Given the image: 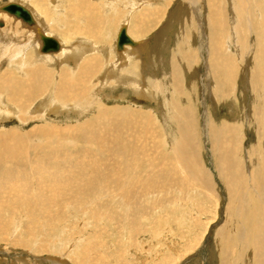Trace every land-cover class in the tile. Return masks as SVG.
<instances>
[{"label": "rangeland", "instance_id": "374dc122", "mask_svg": "<svg viewBox=\"0 0 264 264\" xmlns=\"http://www.w3.org/2000/svg\"><path fill=\"white\" fill-rule=\"evenodd\" d=\"M8 1L0 0V4ZM61 1L28 0L46 11L49 35L65 43L74 44L75 36L87 35L88 30L97 33L93 37L89 32L92 36L80 37V41L94 45L95 52L89 54L103 62L88 75L89 80L78 83L76 112H67L66 104L63 107L58 102V113H47L35 106L54 96L50 90L58 82L57 75L62 74L58 77L76 87L75 76L82 73L80 66L90 55L80 54L75 67L71 63L53 64L50 59L36 61L32 48L24 46L14 48L9 58L1 60L9 51L0 47V71L7 74L5 83L9 82L0 87L6 88L0 92V229L9 222L7 233L16 231L20 244H30L28 237L36 238L32 247L47 249L37 254L32 247L5 248L0 243V264H47L41 259L50 250L67 264H264V118L259 121L261 115H255L257 110L264 113V103L251 84V75L257 72L255 24L264 42V0H231V7L226 0L214 1L212 15L211 0H197L196 8L189 0H87L94 8L89 14H96L100 21L94 27L89 24L82 34L84 10L75 16L81 19L74 21L69 7L77 2ZM130 11L125 21L123 17ZM222 14L226 19L222 43L226 53L222 56L235 57L239 64H230L238 77L231 90L226 87L229 93L224 92L221 66H212L214 58L216 63L220 57L211 41L223 36L218 23ZM124 22H128L129 34L149 42L144 56H127L123 70L112 59L115 37ZM236 32V40L246 37L247 55L242 47L236 51ZM21 50L27 51L25 62L26 52L21 59ZM260 50L264 55V43ZM209 55L207 72L204 60ZM104 59L114 68L106 66ZM261 61L264 66V59ZM108 67L113 68V76L104 80ZM38 68L41 75L31 78V88L43 83L50 89L34 95L24 107L28 102L24 91H9L8 87L16 83V89H29L27 77ZM81 73L78 75L84 76ZM262 79L258 87L264 92V76ZM7 108L11 115L5 116ZM216 128L221 129V135L215 136L218 141L211 131ZM215 145L221 148L220 158ZM26 229L34 234L26 236ZM2 230L3 242L7 229Z\"/></svg>", "mask_w": 264, "mask_h": 264}, {"label": "bare ground", "instance_id": "6f19581e", "mask_svg": "<svg viewBox=\"0 0 264 264\" xmlns=\"http://www.w3.org/2000/svg\"><path fill=\"white\" fill-rule=\"evenodd\" d=\"M45 2L47 1V0H44ZM59 1V0H58ZM66 0H64V2H65ZM70 1V0H69ZM77 2V4L76 3H74L75 5H73L72 4V6H70L69 7V12L72 14V18H73V20L75 21L76 19H74V18H78L79 20L81 19V17H80V15H78L79 17H75V16H77V14L80 12V11H82V13H83V10H84V13L81 15V16H83V15H86L85 17H86V19L83 17L82 18V21H84L83 19H85L86 20V26L84 25L83 27H82V29L80 30V32H81V34L82 33H84L86 30H88L89 29V27L88 28H86L87 26H89V24H91L93 27L97 24V21H98V18H97V16H96V14L94 15L93 13L92 14H89L91 11H92V9H94V8H92V4H89L88 2H87V0H74V2ZM88 1H90V0H88ZM141 1H143V0H141ZM191 3H193L194 5H195V3L197 2V0H189ZM214 1H218V0H211L210 1V5H209V7H210V9H211V12H210V14L212 15V13L214 12L213 10H215V8H213L212 9V4L214 3ZM230 5H229V7H231V5H232V3H231V0H226ZM30 2V1H29ZM28 2V0H9L7 3H1L0 4V47L2 46V48H4L3 46H5V48H7V51H5V52H8L7 54H8V56H4V57H1V60L2 59H4V58H9V56L10 55H12V51H13V49L15 48L16 49V47L20 50V49H22V47L24 46L25 48L26 47H31L32 48V50L34 51V55L36 56V58L34 57V60H36V61H50L51 60V62L53 63V62H55V64H58V63H60V62H62V63H66V64H68V63H71L72 65H74L75 67L78 65V63H79V60H80V57L82 56V55H80V54H82V53H86V54H89V53H91V51L93 52H95V46L94 45H92L90 42H87L86 41V43L84 44V43H82V41H80V37H77V36H75V38H74V41H77V42H75L74 44H73V42H71V43H65V41L63 40V39H61L60 37H55V36H53V35H49V30L51 29V27H48L49 25L47 24V16H46V11L44 10V9H42L41 7H39V8H36L37 6H38V4L37 3H35V1H33L32 3H34V5L36 6H33V5H31V3H29ZM50 2V1H49ZM56 2V1H55ZM61 2H63V1H61ZM63 2V3H64ZM71 2H73V1H71ZM91 2V1H90ZM147 2V1H146ZM146 2H145V4H146ZM188 2V1H187ZM248 2H249V0H248ZM248 2H247V4H248ZM47 3V2H46ZM140 3V2H139ZM138 3V4H139ZM189 3V2H188ZM188 3H187V5H188ZM255 3H256V1H255ZM9 4H14V5H17V6H21V7H23L24 9H26L28 12H29V14L31 15V17H32V20H33V24H27V23H25V22H23L20 18H18V17H16L15 15H13V14H10V13H8L7 11H5L4 10V7H6L7 5H9ZM61 3H59L58 5H60ZM66 4V3H65ZM69 5H71L70 4V2H69ZM91 5V6H90ZM95 5H97V4H95ZM108 5V4H107ZM140 5V4H139ZM191 5V4H190ZM193 5V6H194ZM217 5H219V4H217ZM61 6V5H60ZM67 5H65V7H66ZM249 6H251V4L249 5ZM55 7V6H54ZM68 7V6H67ZM98 7V6H97ZM128 7V6H127ZM126 7V8H127ZM234 7V6H233ZM244 7V6H243ZM247 7V6H246ZM258 7H259V5H258ZM59 7L57 6V9H58ZM195 8H196V5H195ZM235 8H236V11L238 10V8L235 6ZM255 8V7H254ZM53 9V8H52ZM56 9V8H55ZM97 9H99V8H97ZM245 9V8H244ZM251 9H253V7L251 8ZM258 9V8H257ZM63 10H64V8L62 9V12H63ZM133 10L134 9H132L131 11L133 12ZM184 10V9H183ZM259 10V9H258ZM51 11V10H50ZM54 11V10H53ZM97 11V10H96ZM99 11V10H98ZM131 11L128 13V15L125 13V15H127V16H125L124 15V17H123V19L125 18V21H126V19H128L129 18V15L131 14ZM232 11V10H231ZM58 12V11H57ZM235 12V11H234ZM52 13V12H51ZM59 13V12H58ZM57 13V14H58ZM108 13V12H107ZM115 13V12H114ZM182 13V12H181ZM60 14V13H59ZM58 14V15H59ZM65 14V13H64ZM66 14L67 15H69L67 12H66ZM99 14V13H98ZM234 14V13H233ZM51 15V14H50ZM56 15V14H55ZM66 15V16H67ZM105 15V14H104ZM210 15V16H211ZM225 16V15H224ZM53 17V16H52ZM65 17V16H64ZM68 17V16H67ZM69 17H71V16H69ZM103 16H101L100 17V19L102 18ZM105 17V16H104ZM103 17V18H104ZM110 17H112V16H110ZM109 17V18H110ZM55 18V17H54ZM113 18V17H112ZM148 18V17H147ZM211 18V22H212V24H215V22L212 20V17H210ZM249 18V17H248ZM60 19V18H59ZM106 19V18H105ZM107 19H108V17H107ZM131 19H133V18H131ZM55 20V19H54ZM61 20V19H60ZM114 20V19H113ZM151 20V19H150ZM149 20V21H150ZM67 21V23H69V21L68 20H66ZM73 21V22H74ZM100 21V20H99ZM98 21V22H99ZM105 21V20H104ZM123 21V20H122ZM152 21H153V19H152ZM225 21H226V19H224V17H223V14H222V17H221V15H220V18H219V21H218V23H219V26L221 27V34H223V36L220 38L219 37V39L217 40V42H216V40H213L212 39V49L215 51L216 50V52H217V56L219 57V58H217V60H216V63H215V58H214V60H213V63H214V65H212V66H221V69H222V78H223V86H224V92H226V93H229L226 89V87H228L229 89H230V87L234 84V82H236V80H237V77H238V71H235L237 74H235L234 75V71L231 69L234 65H232V67H230L231 65V62L233 61L234 62V64H237L238 63V61L237 62H235L236 61V59H235V57H234V59L232 58H227L228 57V55L226 54V57H225V55L224 56H222V54H224V52L226 53V50H224V49H222L223 47H222V43H223V37H224V34H225V29L226 28H224L225 27ZM51 22H52V20H51ZM71 22V21H70ZM77 22V21H76ZM76 22H75V26H76ZM108 22V21H107ZM238 22V21H237ZM247 22V21H246ZM55 24H57L58 26H62V24L63 23H61V22H59V20H55V22H54ZM80 23V22H79ZM82 23H84V22H82ZM125 23V22H124ZM123 23V25L119 28V31L117 32V34H116V37H115V41H114V49H113V51L115 50V53H114V56H113V59H112V61L114 60L115 61V63L116 64H118L119 65V68H123V70H124V66L126 65V60H128L129 58L127 57L128 55H132L133 57L132 58H134V57H136V58H138L137 56H139V57H141V54H143V56H144V54H146V52L148 51V47H147V43L149 42V41H147L146 40V38H140V37H138V36H136L135 34H133V33H131V34H129L128 33V22H126L125 24ZM249 23H251V22H249ZM64 24H65V22H64ZM78 24V23H77ZM95 24V25H94ZM99 24V23H98ZM237 24V23H236ZM53 25V24H52ZM71 25V24H70ZM104 25V24H103ZM55 26V25H54ZM67 26H69V25H67ZM212 27H213V25H211ZM250 26V25H249ZM255 34H256V43H257V47H256V50H255V53L254 54H256V65H255V69H257V72L256 73H254L253 71H256L255 69L252 71L253 73V77H252V75H251V78H252V82H251V84H252V88H253V90L254 91H258V92H260V93H258V95H259V98L261 99V103L263 102L264 103V92H262V91H259V88L260 87H258V83H260L263 79V76H264V66H263V63H262V61H261V59H264V58H261V57H264V55L261 53V50H260V48H261V46H262V43H264V42H261V40L263 39V37H262V39H261V36L260 35H262V33L259 31V26H257V24H255ZM91 27V26H90ZM104 27V26H103ZM235 27V26H234ZM238 26H236V28H237ZM251 27V26H250ZM159 28H160V26H159ZM252 28H253V26H252ZM72 29V28H71ZM93 29V28H92ZM133 29V28H132ZM231 29V28H230ZM73 30V29H72ZM94 30V29H93ZM121 30H124V32H125V34H126V36L130 39V41L132 42V44H124L121 48H118L117 47V37H118V34L120 33V31ZM224 30V31H223ZM234 30H235V28H234ZM53 31V30H52ZM90 31H92V30H88V32H86V33H88L87 35H84V34H82V37L84 38V36H88V35H91V34H89V32ZM245 31V30H244ZM247 31V35H249V31L248 30H246ZM93 32V31H92ZM92 32H90V33H92ZM132 32V31H131ZM238 32V31H237ZM237 32L234 34L235 35V38L232 40L233 42H234V44H235V47H236V51H237V53H238V51L241 49L240 47H242V52L243 51H245L246 53H245V55H247L248 53H247V47H245V38L246 37H243V40H242V38H240L239 36H238V39L236 40V37H237ZM98 33H100L99 31H98ZM232 33V32H231ZM55 34V33H54ZM94 33H92V35H93ZM97 34V33H96ZM96 34H94L93 35V37L96 35ZM105 34H107V33H105ZM206 34V33H205ZM240 34V33H239ZM250 34H251V32H250ZM91 35V36H92ZM99 35V34H98ZM234 35H232V37L234 36ZM241 35V34H240ZM245 36H246V34H245ZM260 36V37H259ZM43 37H47V38H53V39H55L56 40V42H57V44H58V48H57V50H54V51H46V52H43L42 51V46H43V41H42V38ZM81 37V38H82ZM248 37V36H247ZM228 38V37H227ZM85 39V38H84ZM221 40H222V42H221ZM225 40V39H224ZM72 41H73V39H72ZM247 41V40H246ZM10 44L11 45H13L12 47L10 46ZM70 45L71 47L70 48H68L66 45ZM208 45V44H207ZM102 46V45H101ZM209 46V45H208ZM224 46V45H223ZM210 47V46H209ZM208 47V48H209ZM102 48H104V47H102ZM101 48V49H102ZM17 49V50H18ZM97 49H98V47H97ZM96 49V50H97ZM228 49V48H227ZM19 50H18V52H19ZM99 50V49H98ZM103 50V51H102ZM101 51H102V53H103V57L105 58V49H102ZM110 50V49H109ZM218 50H219V52H218ZM221 50H223V51H221ZM2 51V50H1ZM23 50H21V59H24V57H25V60H24V62L26 61V59H27V51L25 50L24 52H22ZM250 51V50H249ZM11 52V53H10ZM17 52V51H16ZM17 52V54H19ZM26 52V54H25V56H24V53ZM35 52H36V54H35ZM108 53V52H107ZM16 54V55H17ZM109 54V53H108ZM230 54V53H229ZM31 55V54H30ZM90 56L88 57L87 56V58H88V61H86V62H84L80 67V70H82V73L79 71L78 72V74L79 73H81L82 75H84V76H81V75H78V74H76V82H77V86L76 87H72V86H70V84H66L67 83V81H65V80H63V77L61 78V77H58V76H61L62 74H60V75H57V77H56V79H58V82L56 83H54L53 84V86H52V88H51V90H50V92H52L53 94H54V96H52V98H51V96H50V98H49V96H48V98L49 99H47V100H43L41 103H39L38 104V106H35L36 107V110H38V111H42V112H50V113H58V110L60 109V104L58 105V102L59 103H61V104H63V107H64V104H66V108H64L67 112H71V113H74V112H76V108H78V106L76 105L77 103H78V101H77V99L78 98H80V94H78V93H80V92H78L77 93V90H78V87H79V85H81V83H84L86 80H89V79H87V78H89L88 77V75H93L94 74V71H95V68H98L99 67V65H97V64H100V63H102L103 61H101V62H99L98 60H96V58H94L93 56H92V54H89ZM107 55V54H106ZM24 56V57H23ZM20 57V56H19ZM209 57H210V55L208 56V60L206 59V60H204V66H205V70L207 71V72H209V70H210V63H209ZM249 57V56H248ZM13 58V57H12ZM11 58V59H12ZM33 58V57H32ZM128 58V59H127ZM135 58V59H136ZM143 58V57H142ZM212 58V57H211ZM50 59V60H49ZM139 59H141V58H139ZM237 59L239 60L240 59V55H238L237 56ZM85 60H86V58H85ZM188 60V59H187ZM186 60V61H187ZM228 60H229V62L230 63H228ZM4 61V60H3ZM110 61V60H109ZM113 61V62H114ZM2 62V61H1ZM24 62H22V63H24ZM106 62V66H109L110 67V63L108 64V61L107 60H105L104 59V63ZM137 62L139 63V61L137 60ZM192 62V61H191ZM217 62H218V64H217ZM45 63V62H44ZM43 63V64H44ZM247 63V62H246ZM54 64V63H53ZM111 64H112V62H111ZM244 64V63H243ZM16 65V64H15ZM69 65V64H68ZM113 65V64H112ZM139 65V64H138ZM237 65H239V64H237ZM245 65V64H244ZM248 65V64H247ZM58 67H59V65H57ZM64 66V65H63ZM105 66V67H106ZM114 66V65H113ZM113 66H111V67H113ZM240 66H242V65H240ZM109 67L107 68V69H105L104 70V72H103V76H104V80L105 79H107L108 77L110 78V77H112L113 76V74H111L110 72H111V70L114 68H112V69H109ZM110 67V68H111ZM17 68V67H16ZM116 68V67H115ZM118 68V69H119ZM234 69H235V66L233 67ZM237 69V68H236ZM37 70H41L40 68H38V69H36L35 70V72H32V74L30 75V77H27V83H28V87H29V89L28 88H23V87H18L17 89H16V86H18V84H14V86L11 88V87H8V89H10L9 91H24L23 93H24V98L25 99H27L28 100V102H26L25 103V105H24V107L28 104V103H30L31 102V100H32V98L33 97H35L39 92L41 93V95H43L42 93H44L45 92V90H47V89H50V88H48V84L45 86L43 83L40 85V87L39 88H37V89H34L33 90V88H31V86H30V83H32L33 84V79H31L34 75H36L37 76V74H40L41 75V73H37ZM122 70V69H121ZM120 70V71H121ZM126 71V70H125ZM206 72V73H207ZM244 72V71H243ZM125 73V72H124ZM127 73V72H126ZM5 75H7V74H5V72L4 73H2L1 71H0V87L1 86H5L4 84H9V82L8 83H5V78H7ZM261 75H263V76H261ZM124 76V75H123ZM235 76H236V78H235ZM35 77V76H34ZM92 77V76H91ZM116 77V76H115ZM68 79V78H67ZM125 79V78H124ZM122 80V79H121ZM126 80V79H125ZM127 81H129V79L127 80ZM89 82V81H88ZM105 82V81H104ZM103 82V83H104ZM130 82V81H129ZM263 82V81H262ZM38 82L37 81H35V83L34 84H37ZM78 83H80L79 85H78ZM100 83V82H99ZM118 83V82H117ZM126 83V82H125ZM144 84V83H143ZM103 85V84H102ZM237 85V84H236ZM85 87H87V86H85ZM100 86L98 85V88H99ZM31 88V89H30ZM6 88H4L3 90H5ZM91 89V88H90ZM141 89V88H140ZM1 90V89H0ZM3 90H1L0 92H2ZM101 90V89H100ZM231 90V89H230ZM236 90V89H235ZM102 91V90H101ZM17 92V93H18ZM86 92V91H85ZM17 93H14L12 96H10V99H11V97H13L14 98V96L17 94ZM230 93H231V91H230ZM255 93V92H254ZM1 94V93H0ZM3 94V93H2ZM256 94V93H255ZM35 95V96H34ZM41 95H37V96H41ZM97 95H98V93H97ZM225 95V93H223V95L222 96H224ZM230 94H228V96H229ZM256 96V95H255ZM43 97V96H42ZM21 98H22V95H21ZM38 98H40V97H38ZM45 98H47V96H45L44 98H41V99H45ZM225 98H226V95H225ZM40 99V100H41ZM50 99H53V101H55V103L56 104H53V102L51 101H49ZM229 99V98H228ZM227 99V100H228ZM12 100V99H11ZM15 100V99H14ZM13 100V101H14ZM86 99H84V101H85ZM9 101V100H8ZM12 101V102H13ZM39 101V100H38ZM259 102H260V100H259ZM262 103V104H263ZM260 104V103H259ZM261 104V105H262ZM15 105V104H14ZM30 106V105H29ZM32 106V105H31ZM87 107V106H86ZM31 111H32V109H30ZM64 110V111H65ZM62 111V110H61ZM187 111H189V110H187ZM4 112V111H3ZM29 112V111H28ZM63 113V112H62ZM5 116H7V115H11V110H9L8 108H7V110L3 113ZM79 114V113H78ZM261 115V118L259 119V121L262 119V118H264V113H259V111L257 110L256 111V114L255 115ZM257 117V116H256ZM48 119V118H47ZM186 119V118H185ZM22 120V119H21ZM177 121V120H176ZM261 124V123H260ZM76 128V127H75ZM210 128V127H209ZM109 129V128H108ZM221 130V129H220ZM220 130L219 129H212L211 131H212V134L214 135V138H215V136L217 135V134H220L221 135V132H220ZM36 131H38V130H36ZM210 132V131H209ZM228 132V131H227ZM236 132V131H235ZM79 133V132H78ZM32 134V133H31ZM34 134V133H33ZM36 134V133H35ZM34 136V135H33ZM224 136V135H223ZM236 136V133H234V137ZM215 140H217L218 141V139H216L215 138ZM108 144V143H107ZM58 145V144H57ZM215 147H216V149L219 151V158L221 157V152H220V149L221 148H219V146L218 145H215ZM229 147V146H228ZM228 150V149H227ZM12 151V150H11ZM5 152V151H4ZM10 151H6L5 152V154H7V153H9ZM12 154H13V151H12ZM14 156V155H13ZM25 156V155H24ZM188 157V156H187ZM119 159V158H118ZM10 160V159H9ZM114 160V159H113ZM20 161V160H19ZM14 162V161H13ZM1 165V164H0ZM95 167V166H94ZM118 167V166H117ZM77 169V168H76ZM80 169V168H79ZM92 169H94V171H95V168H92ZM112 169V168H111ZM114 169V168H113ZM96 170H98L97 168H96ZM110 170V169H109ZM109 170H107V171H109ZM117 170V169H116ZM262 170V169H261ZM43 171V170H42ZM41 171V172H42ZM134 171V170H133ZM37 172V171H36ZM73 172H75V171H73ZM91 172V171H90ZM260 172V171H259ZM263 172V171H262ZM65 173V172H64ZM92 173V172H91ZM109 173V172H108ZM198 173V172H197ZM196 173V174H197ZM203 173V172H202ZM49 174V173H48ZM98 174V173H97ZM112 174V173H111ZM137 174V173H136ZM195 174V175H196ZM199 174V173H198ZM39 175H40V173H39ZM194 175V176H195ZM47 176V175H46ZM197 176V175H196ZM53 177V176H52ZM68 177V176H67ZM198 177V176H197ZM77 178H79V177H77ZM64 179V178H63ZM252 179V178H251ZM13 180H15V179H13ZM19 180V179H18ZM38 180H41V179H38ZM45 180V179H44ZM53 180V179H52ZM55 180V179H54ZM77 180V179H76ZM92 180V179H91ZM108 180V179H107ZM21 181V180H20ZM46 181V180H45ZM68 181V180H67ZM73 181H75V180H73ZM37 182V181H36ZM39 182V181H38ZM48 182V181H47ZM52 182V181H51ZM56 182V181H55ZM78 182H79V180H78ZM263 182V181H262ZM19 183V182H18ZM17 183V184H18ZM67 183V182H66ZM81 183V182H80ZM105 183V182H104ZM7 184V183H6ZM40 184V183H39ZM38 184V185H39ZM41 184H43V183H41ZM45 184V183H44ZM47 184H49V183H47ZM56 184V183H55ZM68 184H69V182H68ZM74 184V183H73ZM72 184V185H73ZM82 184V183H81ZM87 184V183H86ZM93 184V183H92ZM98 184V183H97ZM96 184V185H97ZM240 184V183H239ZM52 185V184H51ZM64 185H66V184H64ZM57 186H58V184H57ZM78 186V185H77ZM107 186V185H106ZM43 187H46V186H43ZM50 187H52V186H50ZM89 187V186H88ZM92 187V186H91ZM101 187V186H100ZM39 188V187H38ZM48 188H49V186H48ZM66 188V187H65ZM71 188V187H70ZM68 189V190H71V189ZM75 188V187H74ZM30 189H31V187H30ZM32 190V189H31ZM41 190H42V188H41ZM56 190V189H55ZM55 190H53L54 191V193H55ZM74 190V189H73ZM81 190V189H80ZM79 190V191H80ZM87 190V189H86ZM103 190H105L104 188H103ZM39 191V190H38ZM44 191V190H43ZM57 191V190H56ZM60 191V190H59ZM72 191V190H71ZM82 191V190H81ZM0 192H1V190H0ZM17 192V191H16ZM32 192V194H31V196H34L33 195V191H31ZM50 192V191H49ZM76 192H77V190H76ZM75 192V193H76ZM86 192V191H85ZM98 192V191H97ZM41 193V192H40ZM51 193V192H50ZM50 193H48V194H50ZM60 193V192H59ZM78 193V192H77ZM88 193H89V191H88ZM263 193H264V191H263ZM6 194H8V193H6ZM34 194H35V192H34ZM38 194V193H37ZM36 194V195H37ZM47 194V193H46ZM56 194V193H55ZM86 194V193H85ZM94 194V193H93ZM18 195V194H17ZM42 195H44V193L42 194ZM42 195L40 196V197H42ZM54 195V194H53ZM60 195V194H59ZM82 195V194H81ZM76 196V195H75ZM80 196V195H79ZM15 197V196H14ZM38 197V196H37ZM48 197V196H47ZM46 197V198H47ZM55 197H57V196H55ZM61 197V196H60ZM59 197V198H60ZM64 197V196H63ZM62 197V198H63ZM65 197H67L66 195H65ZM72 197V196H71ZM85 197V196H84ZM22 198H26V196H23L22 195ZM43 198V197H42ZM76 198V197H75ZM10 199V198H9ZM16 199V198H15ZM20 199V198H19ZM53 199V198H52ZM54 199H57V198H54ZM54 199H53V201H54ZM3 200V199H2ZM11 200V199H10ZM22 200V199H21ZM35 200V199H34ZM39 200H42V199H40L39 198ZM68 200H70L69 198H67V201ZM79 200V199H78ZM1 201V200H0ZM4 201V200H3ZM26 201V200H25ZM43 201V200H42ZM51 201V200H50ZM55 201H57V200H55ZM60 201H61V199H60ZM64 201V200H63ZM66 201V202H67ZM15 202V201H14ZM24 202V201H23ZM29 202H31V201H29ZM80 202V201H79ZM85 202H86V200H85ZM89 202H91V201H89ZM88 202V203H89ZM16 203V202H15ZM28 203V202H27ZM37 203V202H36ZM39 203V202H38ZM55 203V202H54ZM64 203V202H63ZM4 204V203H3ZM29 204V203H28ZM27 204V205H28ZM52 204V203H51ZM58 204V203H57ZM33 205H35V202H34V204ZM41 205V204H40ZM44 205H46V203H44ZM49 205V204H48ZM1 206H3L2 204H1ZM4 206H5V204H4ZM3 206V207H4ZM25 206V205H24ZM43 206V205H42ZM55 206H58V205H56L55 204ZM62 206V205H61ZM26 207V206H25ZM28 207V206H27ZM54 207V206H53ZM59 207V206H58ZM89 207V206H88ZM96 207V206H95ZM8 205H7V209H6V211L8 210ZM30 208H32L31 206H30ZM40 208V207H39ZM46 208H48L47 206H46ZM10 209V208H9ZM12 209V208H11ZM14 209V208H13ZM12 209V210H13ZM27 209V208H26ZM33 209V208H32ZM32 209H30V210H32ZM49 209V208H48ZM48 209L46 210L47 212H48ZM50 209H53V208H50ZM59 208H56V210H58ZM88 209V208H87ZM28 210H29V207H28ZM9 211V210H8ZM11 211V210H10ZM27 211V210H26ZM60 211V210H59ZM92 211V210H91ZM233 211V210H232ZM13 212V211H12ZM35 212V211H34ZM33 212V213H34ZM42 212V211H41ZM43 212H45V211H43ZM53 212V211H52ZM55 212H57V211H55ZM235 212V211H234ZM234 212H232V213H234ZM1 213V212H0ZM6 213V212H5ZM8 213V212H7ZM30 213V212H29ZM93 213V212H92ZM31 214V213H30ZM29 214V215H30ZM51 214V213H50ZM63 214V213H62ZM238 214V213H237ZM33 215V214H32ZM31 215V216H32ZM35 215H37V214H34V216ZM43 215V214H42ZM55 215V214H54ZM58 215V214H57ZM97 215V214H96ZM96 215H95V217H96ZM30 216V217H31ZM34 216H33V218H34ZM60 216V215H59ZM233 216V215H232ZM235 217V219H236V221L238 222V216L235 214L234 215ZM241 216V215H240ZM4 217V216H3ZM40 217H42V216H40ZM44 217V216H43ZM47 217V216H46ZM46 217H44V218H46ZM53 217V216H52ZM99 217V216H98ZM97 217V218H98ZM7 218H8V216H7ZM6 218V219H7ZM32 218V217H31ZM47 218H49V217H47ZM54 218V217H53ZM53 218H50V219H53ZM59 219H62V218H60V217H58ZM57 218V219H58ZM92 218V217H91ZM93 218H94V216H93ZM50 219H48L49 220V222H50ZM96 219V218H95ZM263 220H264V218H263ZM1 221V220H0ZM15 221V220H14ZM27 221V220H26ZM55 221H57V220H55ZM38 222V221H37ZM58 222V221H57ZM235 222V221H234ZM28 223V222H27ZM34 223V222H33ZM32 223V224H33ZM231 223V222H230ZM4 224V231L7 229V231L4 233V234H6L8 231H9V227H8V225L10 224L9 222H4L3 223ZM8 224V225H7ZM31 224V225H32ZM28 225V224H27ZM33 225H35V224H33ZM49 226H50V224H48ZM47 225V226H48ZM54 225V224H53ZM56 225V224H55ZM226 225V224H225ZM235 225V224H234ZM2 226V225H1ZM10 226V225H9ZM58 226V225H57ZM54 227V226H53ZM232 227H233V225H232ZM36 228V227H35ZM226 228V227H225ZM2 229H0V230H2ZM47 229V228H46ZM51 229V228H50ZM56 229V228H55ZM233 229V228H232ZM234 229H236V227L234 228ZM238 229V228H237ZM2 230V231H3ZM11 230V229H10ZM40 230V229H39ZM38 230V231H39ZM48 230V229H47ZM53 230V229H52ZM1 231V232H2ZM37 231V232H38ZM233 231V230H232ZM10 232V231H9ZM16 232V231H15ZM15 232L14 233H7L6 235H3L2 236V238H5V239H3V242H2V239H1V241H0V243H3L4 244V246H5V248L7 247H12V248H14V249H17V247H19V248H22L23 250L24 249H26V250H30V248L32 247V245H33V241L32 240H35V239H31L30 237H28V240L30 241L29 243L30 244H26V242H25V244L23 243V244H20L17 240H19L18 238H17V236H15L14 234H15ZM31 232H33V234H34V230L33 231H30V230H28V229H26L25 230V234H27L26 236H28ZM215 232V231H214ZM226 233V232H225ZM24 234V233H23ZM46 234V233H45ZM49 234H50V232H49ZM235 234V233H234ZM236 234H238V233H236ZM20 235H22L21 233H20ZM51 235V234H50ZM226 235V234H225ZM231 235H233L232 233H231ZM5 236V237H4ZM31 236V235H30ZM231 238H232V236H231ZM17 239V240H16ZM45 239V241H47L46 239H47V237H45L44 238ZM20 240H21V238H20ZM19 240V241H20ZM23 240V239H22ZM27 240V241H28ZM25 241V240H24ZM50 241V240H49ZM231 241V240H230ZM246 241V240H245ZM44 242V241H43ZM42 242V243H43ZM49 244H51L52 245V243H48V245ZM35 245V244H34ZM1 246V245H0ZM46 246H47V244H46ZM36 248H34V247H32V250H34L35 252H37V254H39L38 253V251H42V250H44V249H46V248H44L45 246H43V248H41L40 246H35ZM48 247V246H47ZM263 247V246H262ZM223 248H224V246H223ZM231 248V247H230ZM260 248V247H259ZM264 248V247H263ZM232 249V248H231ZM37 250V251H36ZM47 250V249H46ZM260 250V249H259ZM263 250V249H262ZM261 250V251H262ZM48 252H50V254L49 255H47V253H46V255H42L43 256V258L41 259L42 261H44V262H46L47 264H67V261L63 258V259H57V258H55L54 256H52V254H51V250L50 251H48ZM15 253V252H14ZM41 253V252H40ZM34 255H35V258H36V253H33ZM55 254V253H54ZM41 255V254H40ZM31 256H33V255H31ZM41 256V257H42ZM38 257V256H37ZM229 257V256H228ZM17 260V259H16ZM19 261V260H18ZM163 261V260H162ZM24 264H25V262H24ZM40 264H41V262H40Z\"/></svg>", "mask_w": 264, "mask_h": 264}, {"label": "water", "instance_id": "95a60500", "mask_svg": "<svg viewBox=\"0 0 264 264\" xmlns=\"http://www.w3.org/2000/svg\"><path fill=\"white\" fill-rule=\"evenodd\" d=\"M4 10L20 18L23 22L27 24H33L31 15L26 9H24L21 6L9 4L6 7H4ZM42 41H43V46H42L43 52L57 50L58 44L55 39L43 37ZM124 44H132V42L126 36L124 30H121L117 37V47L121 48Z\"/></svg>", "mask_w": 264, "mask_h": 264}]
</instances>
